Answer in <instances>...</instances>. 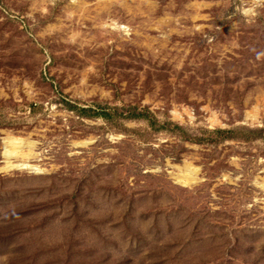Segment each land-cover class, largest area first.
Segmentation results:
<instances>
[{
	"label": "rangeland",
	"instance_id": "1",
	"mask_svg": "<svg viewBox=\"0 0 264 264\" xmlns=\"http://www.w3.org/2000/svg\"><path fill=\"white\" fill-rule=\"evenodd\" d=\"M261 128L264 0H0V264H264Z\"/></svg>",
	"mask_w": 264,
	"mask_h": 264
},
{
	"label": "trees",
	"instance_id": "2",
	"mask_svg": "<svg viewBox=\"0 0 264 264\" xmlns=\"http://www.w3.org/2000/svg\"><path fill=\"white\" fill-rule=\"evenodd\" d=\"M76 108L75 106H71L70 108ZM133 110H136L135 108ZM78 111H80V115L84 117H100L104 119L105 121H113L115 120V114L113 113V109L105 108V107H97L92 109V107H86V108H79ZM144 115V118H147V115L141 114V113H129L128 116L134 117V119H138ZM174 130H182V128L178 125H174L173 127ZM213 133L219 134V135H227L230 134L232 131H227L223 129H216L212 131ZM252 134H262L264 133V128L262 129H256L254 131H250Z\"/></svg>",
	"mask_w": 264,
	"mask_h": 264
},
{
	"label": "bare ground",
	"instance_id": "3",
	"mask_svg": "<svg viewBox=\"0 0 264 264\" xmlns=\"http://www.w3.org/2000/svg\"><path fill=\"white\" fill-rule=\"evenodd\" d=\"M22 140L18 141L17 139H14V138H8L6 141H5V146L4 147V155L6 157H10L12 155H15L19 152H21L19 149V146L18 144L21 142ZM18 155V154H17ZM20 155H22L20 153ZM4 156V157H5ZM23 156V155H22ZM14 165H10L8 163V166L7 168H10V167H13ZM16 167H27V165L25 164H22V165H16ZM5 168V167H4ZM177 178L179 180V182H182L183 184L185 185H189L191 182H194L196 180V169L195 168H191V166L189 165H185L184 167L182 168H179V173L177 174ZM261 187L264 189V183L263 184H260Z\"/></svg>",
	"mask_w": 264,
	"mask_h": 264
}]
</instances>
